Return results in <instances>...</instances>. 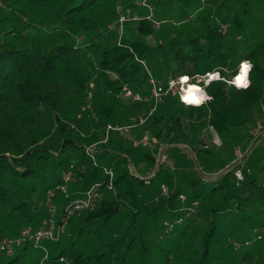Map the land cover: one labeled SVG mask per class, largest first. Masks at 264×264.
<instances>
[{
  "label": "trees",
  "instance_id": "1",
  "mask_svg": "<svg viewBox=\"0 0 264 264\" xmlns=\"http://www.w3.org/2000/svg\"><path fill=\"white\" fill-rule=\"evenodd\" d=\"M128 1L0 0V240L17 236L24 227L35 229L51 216L46 206L49 189H53V216L58 219L69 201L100 183L102 198L85 214L74 213L78 216L68 219L64 233L51 241L59 247L58 252L50 253L47 248L44 258L40 249L39 264L47 258L54 264H264V242L253 239L254 228L264 223V218L255 222L254 214L244 212L255 204L264 210V178L259 180L257 171L264 170V165H260L264 148L260 149V156H252L254 149L241 155V159L208 181L181 162L188 156L178 145L184 144L193 152H208L201 142L205 129L212 128L223 143V137L231 136L233 130L247 122L253 108L264 104L263 42L250 47L241 58L252 64L246 88L238 89L222 80L211 81L206 88L211 99L170 115L164 131L156 128L164 116L152 113L148 124L152 137L167 147L166 161H157L160 145L154 154L147 151L146 145L131 141L124 148L118 141L109 143V138L98 143L95 163L85 153V146L102 139L96 132L101 127L100 118L116 113V98L124 88L133 86L135 76L142 70L134 58L135 54L143 57L140 41H130L123 34L118 41L109 28L118 13L137 12L135 0ZM132 21L139 37L154 32V18L149 14H140ZM233 24L241 26L237 19ZM227 31L222 33L214 22L190 39V52L177 54L179 72L174 76L231 66L235 45L227 46ZM92 80L105 95L110 94L113 103L93 91ZM136 110L139 109H132L128 116ZM106 123L109 122L102 126ZM256 136L253 134L251 139ZM132 157L148 162L145 174L130 173L122 166ZM104 167L112 168V189L107 187L110 179ZM69 168L70 176L64 181ZM222 168L225 166L209 173ZM236 170L241 171V177L236 176ZM177 174L181 175L179 180ZM60 184L65 186L67 195L55 188ZM161 185L167 186L166 194L160 193ZM181 194L185 196L183 200ZM192 201H197L196 214L205 220L204 226L185 215L183 208L191 206ZM123 205L124 228H100L102 223H111ZM232 207L238 211L225 229L223 216ZM158 212L162 227L166 217H170V222L177 216L185 217L182 222L173 223L168 235L176 226L179 234L170 247L158 245L162 241L160 232L158 237L152 235L149 227ZM87 223H91L89 227ZM243 223L249 228L245 230ZM82 232L95 235L100 245L91 251L80 242L76 246L74 240ZM230 238L242 246L234 249ZM245 241L250 242L245 245ZM150 248L152 259L148 260ZM19 257L23 253L10 258L8 264H14Z\"/></svg>",
  "mask_w": 264,
  "mask_h": 264
},
{
  "label": "rangeland",
  "instance_id": "2",
  "mask_svg": "<svg viewBox=\"0 0 264 264\" xmlns=\"http://www.w3.org/2000/svg\"><path fill=\"white\" fill-rule=\"evenodd\" d=\"M149 1L151 3V10L142 4V0H135L138 5L135 7V11H137L135 14L137 16L140 14H149L151 18L153 17L155 23L154 32L145 38L139 37L133 28V21H125L121 30V34H123L124 38L129 39L130 41H140L143 47V57H141L146 61L147 70L143 65L140 64L142 67L141 72L135 76L132 83L133 86L130 88L128 87L131 92L137 94L140 99L134 100L132 98V94H127L125 92L126 88H124V90L116 98L118 99V102L114 107V112L116 113L109 117L100 118L99 125L101 127H99V130L96 131L100 139L104 137V125L102 126V124L105 122L121 125L127 123L129 118L133 116H128V113L132 111V109H139L136 110L134 114L135 116H138L147 112L148 109L153 106L154 100L150 97L151 84L149 83V77L152 76L154 79L165 85L166 81L170 77L176 75L179 72L177 66L179 58L177 54L183 55L189 53L190 45L188 44V41L200 33H203L208 24L212 25L214 22H216L220 28V24L229 23L228 31L226 33V43L227 46L235 45V48L233 49L231 56L232 65L228 67L225 66L228 69L235 70L239 60H241L244 53L248 51L250 47L257 43H264V0H160L159 2H156L155 0H145L147 4H150ZM131 2L132 1L130 0L128 1V3ZM118 9H122L121 4H119ZM117 17L112 23L109 24L113 26V28L110 29H113L115 32L113 37L115 35L117 36H115L114 39L118 38V33L115 26L117 25ZM234 19L240 21V28L233 24ZM103 37L107 36L105 35ZM200 41L202 43L204 42L203 39H200ZM77 42L78 45L81 44L80 39H77ZM92 82L93 91L95 93L98 92L99 94L104 95L107 103H113L112 99L110 98V94L108 93L105 95L100 85L94 80H92ZM89 96H91V94H89ZM182 107L189 106L181 104L177 99V95L172 93L163 95L162 100H159L156 104V110L153 113L154 116H164L163 119L157 124L156 128H162V131H164L167 126L166 122H168L167 118H169L170 115L177 114L179 109ZM263 111L264 104H261L260 107L253 108L249 113L247 122L243 126L233 130L231 136L225 137V139L223 137V143L222 138L217 133L212 132L211 128L205 129L203 131V138L201 142L202 145H207L206 149H209L208 152H193L184 144H178L181 148L186 150L185 152L188 156V159H182L181 162L187 166V169L192 170L194 168L203 176V178H205V180L209 181L216 178L219 174L225 171L226 168L233 165L236 159H241V155L247 154L248 151L252 149H254L252 151L253 157L260 156V149L264 148ZM86 112L87 111H84V113ZM71 117H74V112H71ZM143 130H147L150 136L153 135L152 128L149 126L147 121L143 129L141 127L133 129L131 135H128V137H123L117 131H111L108 135L109 143L112 144V142L118 141L119 144L126 148V146H129L130 143H132L131 141L136 138L135 136H137V138L140 136ZM134 132H138L137 135H135ZM253 134L257 136L254 139H251ZM156 146L162 148L165 145L159 144L157 140L153 142L152 139V147L146 145V149L150 153L152 150V153L155 154V148H157ZM95 148L96 151L99 150L98 144L95 146ZM261 155L264 156V151L261 152ZM121 164L127 168L130 173L137 171L142 175L146 173L144 169L148 166L147 161H140L135 157L123 161ZM261 164L264 165V160H261L260 158V165ZM221 166H225V168H222L214 173H209ZM257 171H259V180L264 178V170L257 169ZM176 177L179 180L181 175L177 174ZM160 193H162V190ZM183 210L185 215L190 216V219L194 218L197 220L196 224L203 226L205 225V220L199 218L198 214H196L197 205L186 206L183 208ZM235 211L237 212L238 210L235 207H232L225 214V216H223V222L226 223L225 229H228V226L231 225L232 215ZM244 212L248 213L249 215L254 214L253 217L255 218V222H260L264 218V210L260 204H255L252 210H244ZM85 213L86 210L83 211V214ZM125 215L126 208L125 205H123L120 214L117 215V217L114 218L111 223H102L100 228L111 229L114 225H116L118 230L122 229V227L124 228L126 221ZM75 216L78 215H73L72 218ZM169 218L170 217H166L168 222L171 221ZM181 218L183 220L185 217L182 216ZM161 219L162 216L158 212L152 219V224H150L149 227H151L152 235L157 234L158 237L160 232L159 237L162 238V241H158V245L170 247L177 241L175 237L177 234H179V227L176 226L175 229H173V231L168 235L172 227L167 230V233H165L164 228L166 226L163 224L162 227L163 221ZM175 220H180V217L177 216ZM175 220L171 223H175ZM90 224L87 223L86 226L89 227ZM242 226L245 228V230L249 228L246 223H243ZM83 232V236H75L76 238L74 241H76V246L83 245L87 250L91 251L100 245L95 235L90 233L88 234V232L85 234ZM250 232L251 231H249V233ZM78 243L79 245H77ZM43 244H45L50 253L54 251V254H56L59 250V247L55 246V242L44 241ZM18 253H23V257H19L18 260H14V264H29V261L32 264H39V260L42 256L41 250L39 248L34 247L30 242H23L20 245H14L13 253L11 255L0 251V264H8L9 259L13 258ZM147 258L148 260L152 259V248L148 250ZM44 264H54V262L51 261L50 258H47L45 259Z\"/></svg>",
  "mask_w": 264,
  "mask_h": 264
},
{
  "label": "built area",
  "instance_id": "3",
  "mask_svg": "<svg viewBox=\"0 0 264 264\" xmlns=\"http://www.w3.org/2000/svg\"><path fill=\"white\" fill-rule=\"evenodd\" d=\"M142 4L147 6L150 10V5L145 2V0H142ZM138 16L133 14L129 15L126 13H119L117 17V33H118V41L120 40V37L122 36L121 30L123 27V23L125 21H132L137 19ZM229 23H222L220 24V30H222V33H225L228 30ZM109 28H113V26L109 25ZM135 60L143 65L147 70L146 61L144 58L138 57L136 54L134 55ZM247 59H241L239 60L237 66L235 67V70L228 69L226 67H222L221 69H214L211 72H205V73H193V74H181L174 77H170L166 84H162L160 81H157L152 76L149 77V83L151 84V99L154 100L153 106L148 109L147 112L142 113L141 115H133L129 118V121L124 124H111L106 123L104 126V137L95 143H91L84 147L85 153L93 160L95 163V153H96V144L99 142H105L108 140V135L111 131H117L120 135L123 137H128V135H131L133 129L138 127H144L147 121L149 120L152 113L156 110V104L159 100H162V96L165 94H174L177 95L178 101L187 106H193V107H199L201 105H204L207 100H205L204 103L197 105L193 101H184L183 97L189 94V91H191V95L198 100V98L203 97L205 94H207L206 88L208 84L211 81L214 80H222L226 82L228 85H232L235 88L242 89L246 88L243 85L240 84L237 85L235 83V77L240 74L242 62ZM249 61V60H247ZM251 70V69H250ZM250 70L247 69V82L250 81L249 79V73ZM228 74V75H226ZM249 85V83H248ZM125 92L127 94H132V98L134 100H139L140 97L137 94H134L131 92L130 89H126ZM212 129V128H211ZM212 132H215L212 129ZM216 133V132H215ZM152 139L153 142H155V138L150 136L147 130H143L142 134L138 138H134L132 142L134 145H149L152 147ZM218 140V139H217ZM220 143V141H219ZM203 148H206L207 145H202ZM167 147L163 146L159 149L158 155H157V161L162 162L166 161V155L164 154V151ZM71 168V166H70ZM70 168L64 173L63 179L64 181H67L70 176ZM105 173L109 176V182L107 183L108 189H112V182L111 179L113 177V171L112 168H103ZM235 174L237 177H241V171L236 170ZM100 183H94L91 185L87 190H85L81 197L77 199H73L72 201H69L65 208L63 215L60 218H55L54 212L55 208L52 205L51 195L53 192V189H49L47 191L46 196V206L49 209L51 216L48 218H45L41 221L39 226L35 229H31L29 227H24L20 230L19 234L15 237H5L0 240V250L5 252L8 255H11L13 253V247L14 245H20L23 242H30L34 247H37L41 249L45 254L44 258L47 257V248L43 244L44 241H55L60 238V236L64 233L66 224L68 222V219L74 214V213H81L84 210L89 209L92 207L95 203H97L103 196L102 189L100 188ZM56 189H61L64 195H67V190L64 185L60 184L55 187ZM162 194L167 192V187L164 185L161 186ZM180 198L183 200L185 196L183 194L180 195ZM192 205H197V201H192ZM190 208V207H188ZM182 218L180 217L181 221ZM175 220V222H178ZM165 228L164 232H167L169 230L173 223L165 221ZM166 229V230H165ZM253 239H256L258 241L264 242V223H262L260 226L254 228V237ZM230 244L233 246L234 249H238L242 246L241 242H239L236 239L230 238L229 239ZM250 241H245L244 244L247 245ZM63 258H60L62 260Z\"/></svg>",
  "mask_w": 264,
  "mask_h": 264
},
{
  "label": "clouds",
  "instance_id": "4",
  "mask_svg": "<svg viewBox=\"0 0 264 264\" xmlns=\"http://www.w3.org/2000/svg\"><path fill=\"white\" fill-rule=\"evenodd\" d=\"M242 64H243V65H246L247 68H248L249 70H250L251 67H252L251 62H250V61H247V60L243 61ZM248 83H250V81H248V82H247L246 84H244L243 86H244V87H247V86H248ZM237 85H238V84H237ZM183 99H184V101H189V100H191V101H193L194 103H196L197 105H199V104L204 103L205 100L211 99V97H210L209 95L205 94V95H204L203 97H201L199 100H196V98L193 97V96L191 95V91H189V94L186 95V96H184Z\"/></svg>",
  "mask_w": 264,
  "mask_h": 264
},
{
  "label": "snow or ice",
  "instance_id": "5",
  "mask_svg": "<svg viewBox=\"0 0 264 264\" xmlns=\"http://www.w3.org/2000/svg\"><path fill=\"white\" fill-rule=\"evenodd\" d=\"M247 66L242 65L240 74L235 77V83L240 85V84H246L247 83Z\"/></svg>",
  "mask_w": 264,
  "mask_h": 264
},
{
  "label": "crops",
  "instance_id": "6",
  "mask_svg": "<svg viewBox=\"0 0 264 264\" xmlns=\"http://www.w3.org/2000/svg\"><path fill=\"white\" fill-rule=\"evenodd\" d=\"M144 127H145V126H144ZM144 127H142V129H143ZM142 132H143V131H142ZM134 133H135V135H137L138 132H134ZM141 134H142V133H141ZM141 134H140V135H141ZM135 137L137 138V136H135ZM138 137H140V136H138ZM151 151H152V150H151ZM133 172H134V171H133ZM79 214H80V213H79Z\"/></svg>",
  "mask_w": 264,
  "mask_h": 264
}]
</instances>
